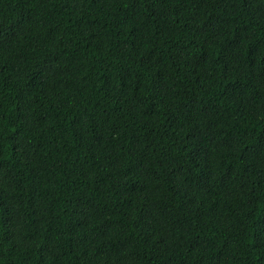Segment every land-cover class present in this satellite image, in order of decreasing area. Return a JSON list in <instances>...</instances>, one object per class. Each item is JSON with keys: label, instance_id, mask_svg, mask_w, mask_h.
I'll return each mask as SVG.
<instances>
[{"label": "trees", "instance_id": "trees-1", "mask_svg": "<svg viewBox=\"0 0 264 264\" xmlns=\"http://www.w3.org/2000/svg\"><path fill=\"white\" fill-rule=\"evenodd\" d=\"M0 264H264V0H0Z\"/></svg>", "mask_w": 264, "mask_h": 264}]
</instances>
